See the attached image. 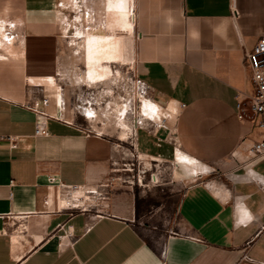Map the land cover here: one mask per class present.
Segmentation results:
<instances>
[{"label":"crops","instance_id":"1","mask_svg":"<svg viewBox=\"0 0 264 264\" xmlns=\"http://www.w3.org/2000/svg\"><path fill=\"white\" fill-rule=\"evenodd\" d=\"M132 1L138 73L169 117L154 140L176 144L171 174L156 183L115 168L120 143L58 115L54 103L49 133L36 134L28 104L45 87L33 82L28 53L54 8L0 0V38L19 53L0 46V264H264V158L251 162L246 149L264 133L237 111L239 95L253 91L247 53L264 35V0ZM105 34L121 41L92 47ZM85 45L86 57L111 65L126 44L90 32ZM178 148L199 164L195 175ZM79 190L96 191L104 208L74 209Z\"/></svg>","mask_w":264,"mask_h":264},{"label":"rangeland","instance_id":"2","mask_svg":"<svg viewBox=\"0 0 264 264\" xmlns=\"http://www.w3.org/2000/svg\"><path fill=\"white\" fill-rule=\"evenodd\" d=\"M47 3L54 8V19L43 26L35 25L34 32L42 36L34 37L30 44L31 53H28L33 82L43 83L39 87H45L41 98L45 94L50 95V106L54 103L56 108L61 109L58 115L71 120L74 117V121L87 130L101 132L120 143L119 164L115 168L122 170L127 168L128 162H135L131 170L136 175L144 169L147 176L156 172L158 179L161 173L171 174L175 161L171 149H176L175 141L159 137L154 140L155 134L163 128L159 124L168 117V113L165 110L160 118L153 116L151 119L141 115L144 100L154 99L151 91H147L140 81L135 27L132 31L121 29L109 0H46ZM1 31L5 35L4 30ZM90 32L114 33L125 39L124 57L109 62L113 71L104 78L91 77L88 73L85 44ZM48 63L54 66L51 72L42 68ZM137 118L141 119V123L137 124ZM122 142H125V148L121 147ZM176 155L189 173L195 175L200 170L199 164L179 148ZM118 173L121 177L122 171ZM182 189L183 186L176 189L171 214L175 211ZM98 196L96 191L79 190L74 194V201L96 211L104 208Z\"/></svg>","mask_w":264,"mask_h":264},{"label":"built area","instance_id":"3","mask_svg":"<svg viewBox=\"0 0 264 264\" xmlns=\"http://www.w3.org/2000/svg\"><path fill=\"white\" fill-rule=\"evenodd\" d=\"M247 59L249 60V66L251 69V81L253 86L252 93H242L238 97L237 101V111L241 119L248 121L251 126L255 129L261 130L264 133V35L257 38L253 46L247 53ZM142 84H145L142 79H140ZM146 90H149L147 85ZM51 96L45 94L42 98L36 99L32 104L28 106L35 111L37 115L36 122V134H48V121L54 115L50 113L48 107L51 105ZM167 119L164 118L163 123H160L159 126L166 127ZM137 124L141 123V119L137 118L135 120ZM90 133H95L97 135H103L101 132H94L89 129ZM250 157L251 162L264 158V136L260 139L254 140L246 148ZM134 163L126 164L127 168H131ZM146 170L138 173V181L143 182L146 178ZM150 182L156 183L159 179L156 176V172H152L149 176ZM69 204L74 206V209H78L82 212H90L91 207L82 206L80 204H75L74 198L73 201ZM75 211L73 210L71 214L73 215ZM98 216L105 215L102 212L97 214ZM25 215L15 216L23 217ZM22 225V231L27 229V225L20 223ZM2 233H7V230L0 231ZM247 258H250L247 256Z\"/></svg>","mask_w":264,"mask_h":264},{"label":"bare ground","instance_id":"4","mask_svg":"<svg viewBox=\"0 0 264 264\" xmlns=\"http://www.w3.org/2000/svg\"><path fill=\"white\" fill-rule=\"evenodd\" d=\"M131 1L132 0H115L113 2L114 6L118 9V12H117V19L118 20L117 21L120 22L121 29H126V30H130V31L133 30V26H134V23H135V13L133 12V10H131L129 8V5H127ZM0 36L2 38L5 37L4 33L1 30H0ZM5 39H1L0 38V46L2 48H4V50L8 54H11V55H14V56L19 54L15 50V47L13 46V44L7 42ZM118 39H120V37H117V36L113 37L112 36V38H111V36H107V35L106 36H101V37L96 38V40H94V42H92V44H93L92 47L95 46V45H98V46H100V45L101 46H106V45L110 46L111 45V47H113V46L118 44V41H121V40H118ZM115 40H118V41H115ZM122 43H123V41H122ZM24 53H25V50L22 51L23 55H24ZM121 57H124V56H121ZM87 60H88V66H89V70H90V72H88V73L90 74L89 76H91V77L93 76L95 78H97V77L104 78L108 73H110V72L112 73V71H113L111 65H104L103 64L105 62H108V60H105L102 56H100V57L98 56V58L96 56L94 58H90L89 57V58H87ZM42 68H46L47 70H50V72H51L53 70L54 66H53L52 63H48L47 65H43ZM164 112H165V109H163L162 107L158 106L153 100H151L149 98L144 100V105H143V110H142L141 115H143L145 118L151 119L153 116H155L156 118H160L162 113H164ZM126 134L128 135V133H126ZM121 138L125 139V136L123 135Z\"/></svg>","mask_w":264,"mask_h":264}]
</instances>
